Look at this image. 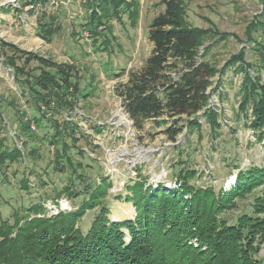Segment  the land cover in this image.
Returning <instances> with one entry per match:
<instances>
[{
	"label": "trees",
	"instance_id": "1",
	"mask_svg": "<svg viewBox=\"0 0 264 264\" xmlns=\"http://www.w3.org/2000/svg\"><path fill=\"white\" fill-rule=\"evenodd\" d=\"M47 1L30 0L24 5L28 8ZM188 1L161 0L165 11L151 21L148 30L151 54L141 69L128 73L127 82L116 88L117 96L137 129L142 130L148 121L166 116L173 119L166 133L176 142L185 128L188 137L197 132L200 140L204 125H208L214 141L211 150H215V141L225 120L218 108L210 106V100L223 85L224 72L234 67L235 71L244 73L237 95L236 119L244 118L245 129L252 130L256 140L261 142L264 138V43L257 41L251 48L257 56L254 60L247 62L246 50H242L219 70L207 58L213 46L205 45L209 36L220 33L191 26ZM262 5L264 13V0ZM84 6L89 20L86 27L94 35L100 33L98 29L106 25L110 17L119 16L123 10L133 26L140 14L137 0H86ZM42 15L40 36L51 41L61 27L52 26L53 18ZM259 29L264 31V22L255 19L246 31L248 41L254 42L253 33ZM227 38L222 33L218 40ZM0 60L13 70L26 102L40 113V117L30 118L22 126L21 133L27 138L23 146L25 153L14 143L9 147L6 136L0 137V174L8 169V163L26 162L27 156L37 161L42 156L41 148L30 144L35 140L41 144L48 135L40 137L32 133L30 127L33 122L40 129L42 121L46 120L51 123L53 132L47 144L53 149L56 168L64 172L66 160L75 176L55 198L83 197L75 210L60 211L50 217L43 203L29 208H25L24 202L20 203L21 207L14 210L11 218L0 222V264H264L258 257L264 245V167H243L236 158L224 160L228 169L225 174L233 175L236 182L228 191H217L212 184L194 183L199 171L192 169L188 161L182 162L183 152H180V163L186 166L177 173L179 189L171 190L163 184L156 188L148 186V178L136 168L139 179L113 196L131 205L135 216L122 214L112 218L110 189L113 181L109 176L100 175L98 181L87 182L86 175L78 169L80 164L74 165L69 155L66 139L77 142L78 138L75 126L63 119L64 109L73 110L81 93L75 81L74 66L57 63L3 41H0ZM33 62L39 65L37 75L28 71ZM251 70L255 71L254 75L249 74ZM217 76L216 85L213 79ZM218 95L224 103L226 97ZM4 102L0 96V108L4 107ZM52 102L57 103L55 113L48 117L42 106ZM9 105L14 107V101ZM58 116H62L60 121ZM4 117L0 111V136L6 127ZM183 120L185 124L180 126ZM228 129L236 132L233 126ZM80 154L86 155L83 150ZM30 175L34 176V170ZM39 183L46 185L41 179ZM30 185L26 177L20 188L30 193ZM81 185L83 189L79 190ZM248 201L250 210L230 222L226 213L238 211L239 203ZM87 216L92 219L85 227Z\"/></svg>",
	"mask_w": 264,
	"mask_h": 264
},
{
	"label": "rangeland",
	"instance_id": "2",
	"mask_svg": "<svg viewBox=\"0 0 264 264\" xmlns=\"http://www.w3.org/2000/svg\"><path fill=\"white\" fill-rule=\"evenodd\" d=\"M29 1L0 0V41L27 52L38 53L57 63L74 66L75 81L81 93L73 110L64 109L63 119L76 127L74 129L78 138L77 142L66 139L70 147L69 155L74 165L80 164L78 169L86 175L87 182L98 181L100 175L109 176L113 181L110 189L112 218L122 214L135 216L131 205H125L113 196L124 192L128 183L139 179L136 168L140 169L139 174L148 178V186L156 188L163 184L171 190L179 189L177 173L186 166L180 163V152H183L182 162L188 161L192 169L199 171L194 183L212 184L217 191H228L236 182L233 175L225 174L228 169L225 168L224 160L236 158L243 167H264V138L261 142L257 141L253 131L245 129L244 118L239 121L236 119L239 107L237 95L244 73L235 71L234 67L224 72L223 85L219 86L218 93H214L210 100V106L218 108L225 120L219 138L215 141L217 149L211 150L214 141L210 137L208 125H204L200 140L197 132L188 137L185 128L176 142L171 141L166 133L173 124V119L166 116L148 121L142 130L134 126L117 96L116 88L127 82L130 71L141 69L150 56L152 46L148 41V30L151 21L165 11L161 0H137L140 14L135 26L123 10L119 16H112L108 21L104 19L106 25L98 29V35L92 34L86 27L89 22L84 6L86 0H48L44 5L38 2L27 8L24 4ZM42 14L53 18L50 22L52 26L61 27L51 41L40 36L39 21ZM187 14L191 26L211 28L228 36L224 40H218L220 34L209 36L205 45L213 46L207 58L219 70L242 50H246L247 62L257 58L251 48L257 41L264 43V31L259 29L253 33L254 42L248 41L246 31L255 19L264 22V17H261L264 14L262 0H190L187 2ZM8 55H11L10 51ZM28 71L33 75L39 74V65L33 62ZM254 72L251 70L249 74L254 75ZM218 79L219 76L215 77L213 83L217 85ZM219 93L226 97L224 103L220 102ZM0 96L5 99L0 111H3V125L6 126L0 137L6 136L9 147L14 143L24 152V140L27 138L21 133L22 126L30 118L40 117V113L26 102L13 70L5 66L2 60ZM12 101L14 107L9 105ZM56 105V102H52L49 106H42V110L46 116H54ZM61 117L57 119L60 121ZM202 118L200 121L204 123ZM50 124L44 120L41 123L43 127L37 129L36 124L31 122L32 133L40 137L48 135L43 143L35 140L30 144L31 147L35 144V147L41 148L42 156L37 161L27 156L26 162L8 163V169L0 174V222L3 218H11L22 202L25 208L43 203L48 217L60 211L71 212L81 205L83 197L80 196L73 199L67 196L55 198L75 176L66 160L64 172L59 171L54 164L53 149L47 144L49 134H53ZM183 124L184 120L180 126ZM227 125L233 126L236 132L230 131ZM81 150L86 155H81ZM34 164L37 165L36 169ZM31 170H34V176L30 175ZM26 177L31 182L30 193L20 188L21 181ZM39 179L46 185H40ZM78 189H83V185ZM250 203L240 202L238 211L226 213L228 220L235 222L240 214L250 210ZM91 219V216L85 217V227ZM258 257L264 260V245Z\"/></svg>",
	"mask_w": 264,
	"mask_h": 264
}]
</instances>
